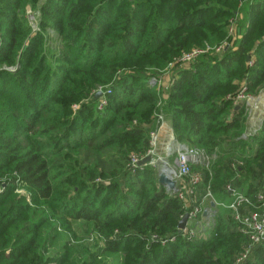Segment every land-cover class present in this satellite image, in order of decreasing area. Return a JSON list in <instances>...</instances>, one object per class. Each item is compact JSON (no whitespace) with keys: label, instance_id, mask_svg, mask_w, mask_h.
I'll use <instances>...</instances> for the list:
<instances>
[{"label":"trees","instance_id":"obj_1","mask_svg":"<svg viewBox=\"0 0 264 264\" xmlns=\"http://www.w3.org/2000/svg\"><path fill=\"white\" fill-rule=\"evenodd\" d=\"M241 83L264 84V0H0V264H233L246 238L230 210L206 239L178 233L182 202L130 157L147 155L161 110L175 143L222 154L210 175L191 167L199 200L208 186L226 200L228 185L253 198L264 121L243 138ZM238 264H264V244Z\"/></svg>","mask_w":264,"mask_h":264},{"label":"built area","instance_id":"obj_2","mask_svg":"<svg viewBox=\"0 0 264 264\" xmlns=\"http://www.w3.org/2000/svg\"><path fill=\"white\" fill-rule=\"evenodd\" d=\"M35 15L27 9L26 18L28 23L30 24L32 31L37 30V21L34 20ZM233 32L232 27L230 28V34ZM233 35V34H232ZM224 43L215 47L210 48L205 46L203 48H195L187 52H183L179 58L175 62L169 64L167 71L172 68V66H187L193 60L197 59L201 54L208 53L209 51L219 52ZM154 83H157L156 78H152ZM171 82V79H169ZM101 92L100 97L104 96V92L99 87L96 92ZM105 93H109L110 90L106 89ZM246 85L240 88V90L236 93L235 97L232 99L234 105H242L241 102L246 100ZM106 102L104 98L98 105V108H101L105 105ZM77 109V106L72 107V111L74 112ZM162 115L157 116V124H162ZM158 143V135L157 132H150V145L151 148L147 154H152L153 148ZM173 143V145H170ZM174 147L173 150L171 148ZM165 157L168 156L170 151H173L175 155V160L172 165L165 166V171H161V173L165 174L167 178L175 181L176 184V192L175 195L182 202L184 206L185 213H187V221L180 232L182 235L186 237H191L194 234L193 228L198 225L202 220H199V217L207 215V207L215 214L217 208H223L230 210L239 232L246 238L245 243L242 247L241 252L236 257L233 264L241 263L245 260L252 249L258 244H264V189H258L253 198L247 196L245 192H243L239 188L232 187L231 185L227 186V189L230 192L228 200L220 201L217 200L213 193L210 191V188H206L205 194L199 200L196 195V188L202 182V175L199 172H193L191 170L192 166H200L203 167L206 164L205 153L203 150L190 146L188 144H177L174 141L173 134L167 145L165 146ZM144 156L132 155L130 157L131 166H139L138 162L144 158ZM157 157L160 161L164 162V158H160V155L157 154ZM150 162V161H149ZM148 162V163H149ZM165 163V162H164ZM151 165V164H150ZM210 199L209 202H206V206H204L205 200ZM203 205V206H202ZM209 215V214H208ZM212 215V216H213ZM201 228H203V224H201ZM151 239H155V236H152ZM174 238H170L169 241ZM168 240H161L160 242L163 244Z\"/></svg>","mask_w":264,"mask_h":264},{"label":"rangeland","instance_id":"obj_3","mask_svg":"<svg viewBox=\"0 0 264 264\" xmlns=\"http://www.w3.org/2000/svg\"><path fill=\"white\" fill-rule=\"evenodd\" d=\"M41 2L44 1V0H40ZM243 7V6H242ZM241 7V9H242ZM29 11L30 9L27 8ZM26 9V11H27ZM240 13V10L239 12ZM242 15H237V17L235 18L236 21L238 22H241L240 18ZM34 20H36V17H34ZM30 25V24H29ZM235 22H233L232 24V30L233 32H231V34L234 33V27H235ZM239 26V24H238ZM239 31V29H238ZM241 32V30H240ZM221 45V44H220ZM205 46H208L210 48H215L219 45H216V46H212V45H204ZM203 48V47H201ZM209 52H214V51H209ZM10 70H14V68H9ZM156 80H157V86L160 87L161 85H168L169 84V79L171 78V69L168 70V72H165V73H161L159 74L157 77H155ZM153 83L152 79H151V84ZM242 84V83H241ZM243 86V84L241 85V87ZM99 88V87H98ZM96 88L95 91L98 89ZM247 88V87H246ZM256 93L251 94V93H247V97H246V100L244 102H241L242 105H236V108L242 106L243 109H244V115H243V118L245 120V131H244V135H243V138H247L248 136H252L253 134H255L258 129L260 128V125L262 123V121H264V84H262L259 89L255 90ZM157 114H161L163 116V119H162V124L165 120L168 121V119L166 118V116L164 115L165 112H162L161 110L157 113ZM170 123V122H169ZM157 123L154 124V128L156 126ZM162 124H157V128L154 132H157V135H158V141L160 140V136H159V133H162L161 135H164L165 137V134L163 132V129H161L162 127ZM170 126V129H171V125ZM153 128V129H154ZM152 129V130H153ZM160 130V131H159ZM151 132V131H150ZM170 145H173V143H171ZM190 146H193V147H196L194 145H191L189 144ZM199 148V147H197ZM174 147L171 148V150H173ZM201 150L204 151L205 153V160H206V164L205 166H203V169H201L203 172H206L208 171L209 172V175L211 174L210 173V170H211V167H212V164L219 158V156H221L222 154H218V153H212V154H208L206 153V151L204 149H202L201 147L199 148ZM157 154L160 155V158H164V162L160 161V159L157 157ZM165 154H166V151L165 149L163 148L162 145H159V143H157V145L153 148V151H152V154H147L148 156H150V162L149 164H151L150 166L151 167H154L158 174L161 173V171L165 168V166H168L169 164L172 165L174 163V160H175V155L173 153V151H170L168 153V156L165 157ZM146 155V156H147ZM235 158H238V156H235ZM235 161H238V160H235ZM169 165V166H170ZM209 185V184H208ZM211 185V184H210ZM210 188V186H208ZM211 191V190H210ZM212 192V191H211ZM215 196V194H214ZM216 197V196H215ZM228 198L225 200L227 201ZM210 199H206L205 200V203H204V206H206V202H209ZM203 206V205H202ZM209 207H207L206 211H207V215L204 216L202 218L199 217V220H202L198 225H196L193 230H194V234L191 236V238L197 240V239H206L208 237L207 235V232L205 233H202L201 231L202 228H201V224H203L204 228H208L210 224H212L214 218L216 217L217 214H214V216L212 217L213 213L210 209H208ZM209 214V215H208Z\"/></svg>","mask_w":264,"mask_h":264},{"label":"water","instance_id":"obj_4","mask_svg":"<svg viewBox=\"0 0 264 264\" xmlns=\"http://www.w3.org/2000/svg\"><path fill=\"white\" fill-rule=\"evenodd\" d=\"M248 59V58H247ZM101 95V92H96L95 97H99ZM150 160V156H145L144 158H142L139 162L138 165L139 166H143L146 163H148ZM158 182L160 185L164 186L166 188L167 191H170L172 193L176 192V184L175 181L170 180L169 178H167L165 176V174L160 173L158 175ZM187 213H184L183 216L181 217V219L178 222L177 225V232L180 233L182 231V229L184 228L186 221H187Z\"/></svg>","mask_w":264,"mask_h":264},{"label":"crops","instance_id":"obj_5","mask_svg":"<svg viewBox=\"0 0 264 264\" xmlns=\"http://www.w3.org/2000/svg\"><path fill=\"white\" fill-rule=\"evenodd\" d=\"M236 29H234V36L238 38L239 37V34L236 33ZM169 125H170V123L167 122V120H165L163 122V124H162L161 129H163V132L165 134V137H164V135H161L162 133H159L160 140L158 141V143H159V145H162L164 149H165V146L167 145V143L169 142V140L171 138V135L173 134L172 133V129H170V126Z\"/></svg>","mask_w":264,"mask_h":264},{"label":"bare ground","instance_id":"obj_6","mask_svg":"<svg viewBox=\"0 0 264 264\" xmlns=\"http://www.w3.org/2000/svg\"><path fill=\"white\" fill-rule=\"evenodd\" d=\"M163 171H165V169Z\"/></svg>","mask_w":264,"mask_h":264}]
</instances>
